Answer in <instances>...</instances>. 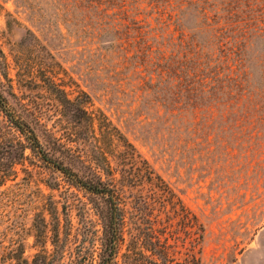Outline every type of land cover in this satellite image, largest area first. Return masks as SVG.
Wrapping results in <instances>:
<instances>
[{"label": "rangeland", "instance_id": "1", "mask_svg": "<svg viewBox=\"0 0 264 264\" xmlns=\"http://www.w3.org/2000/svg\"><path fill=\"white\" fill-rule=\"evenodd\" d=\"M15 1L0 0V44L17 93L32 102L47 127L61 132L66 112V104L62 106L45 87V78L54 76L71 100L86 92L89 109L104 113L197 215L204 225L201 264H264V13H260L264 0H254L256 8L244 17L253 19L240 23L236 31L199 32L198 40L211 58L209 98L185 112L181 129L174 130L157 118L155 103L142 104L138 89L139 76L146 74L142 67L131 73L127 83H117L98 71L88 46L69 37L62 25L57 27L54 19L63 14L57 2L25 0L18 6ZM148 1L126 0L138 5L145 29L174 12L172 20L179 25L171 21L155 34L169 49L172 37L182 38L181 31H197L201 18L197 10L221 12L217 6L235 1L245 14L250 0H169L194 3L181 10L172 3L174 7L161 12L146 7ZM16 53L23 64L19 78L13 62ZM26 154L28 159L16 165L13 179L0 186V264H10L5 255L20 241L24 256L32 260L40 247L33 222L37 214H47L48 201L55 203L60 217L64 212L67 218L62 220L68 224V236L59 264H70L80 249L86 250L87 264H95L101 222L84 191L69 185L59 171L29 151ZM53 177L59 182L56 188L47 184ZM46 246L50 248L49 242ZM178 250L176 257L183 258L185 249Z\"/></svg>", "mask_w": 264, "mask_h": 264}, {"label": "trees", "instance_id": "2", "mask_svg": "<svg viewBox=\"0 0 264 264\" xmlns=\"http://www.w3.org/2000/svg\"><path fill=\"white\" fill-rule=\"evenodd\" d=\"M54 1L63 9L62 16L54 19L57 27L61 29L62 25L69 37L88 46L98 71L121 84V80L127 83L138 67L143 68L146 74L138 81L142 104L150 107L155 103L157 118L173 130L181 129L179 123L185 112L201 107L209 98L211 58L206 45L198 40L199 32L236 31L240 23L253 19L244 17L256 8L254 0L245 4V14L235 1L217 6L222 13L216 10L209 14L201 8L197 10L201 14L197 31H181L182 38L176 41L179 35L172 37L169 49H165V42L155 34L171 21L179 25L172 20L174 12L167 19H156V27L145 29L136 2ZM15 2L20 6L25 0ZM172 3L181 10L194 2L151 0L146 7H158L161 12L164 7H174ZM29 33L38 40L32 30ZM173 44L176 46L171 47ZM17 53L13 62L19 78L23 64ZM9 71L10 63L0 44V186L13 179L16 165L28 159L29 151L59 171L69 185L84 191L101 222L95 264H201L203 223L104 113L89 109V95L82 91L71 100L54 76L45 78L47 90L62 106L66 104L60 132L55 126L48 128L32 102L17 93ZM56 179L48 180L49 187L59 186ZM129 197L132 200L128 202ZM44 209L47 216L37 214L33 222L39 250L29 261L24 256V242L20 241L5 255L10 264L61 262L68 236V224L62 220L67 218L64 212L60 217L53 201H48ZM179 247L185 249L183 258L176 257ZM85 251L80 249L70 264H87Z\"/></svg>", "mask_w": 264, "mask_h": 264}]
</instances>
